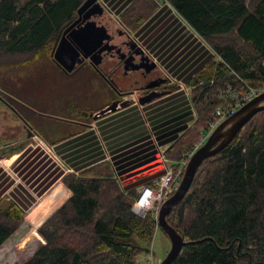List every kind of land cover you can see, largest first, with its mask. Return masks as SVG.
I'll use <instances>...</instances> for the list:
<instances>
[{"label":"trees","instance_id":"16d2710c","mask_svg":"<svg viewBox=\"0 0 264 264\" xmlns=\"http://www.w3.org/2000/svg\"><path fill=\"white\" fill-rule=\"evenodd\" d=\"M85 1L0 0V59L22 67L48 55ZM162 1L216 52L187 81L197 117L166 150L178 175L181 161L202 146V133L228 86L239 87L242 79L251 85L264 82V0ZM131 2L119 14L131 29L159 7L157 0ZM169 88L176 86L163 87ZM196 171L190 189L167 216L186 242L172 264H264V110ZM114 173L113 165L102 161L66 174L63 181L72 194L38 229L45 242L22 264H138L141 254L152 255L158 220L152 212L133 214L138 194L122 188ZM24 217L17 202L0 205V248Z\"/></svg>","mask_w":264,"mask_h":264},{"label":"crops","instance_id":"0c3cea01","mask_svg":"<svg viewBox=\"0 0 264 264\" xmlns=\"http://www.w3.org/2000/svg\"><path fill=\"white\" fill-rule=\"evenodd\" d=\"M101 1L107 6L109 15L118 20L119 14L133 0ZM133 38L154 60L162 75L177 81V89L160 92L146 102H129L98 116L95 114L101 112L116 95L87 111L74 107L75 116L56 118L60 123H49L47 129H43L41 125L44 124L39 122L30 124L38 137L53 146L55 156L78 174L91 165L110 161L118 182L126 191H139L143 186L151 187L162 179L166 171L162 152L197 117L187 81L216 56L198 31L166 1L137 27ZM115 62V59H109L95 67L87 60L72 71L63 70L58 65L52 68L57 66L58 71L69 75L83 72V76L92 83L111 82L119 93L125 92L131 89L135 77L127 79L115 72ZM171 83L168 81L166 85ZM24 125L29 126L26 122ZM16 146L2 153L14 152V155L0 162V202L15 201L24 208L26 215L30 211L38 216L50 208V204L44 203L49 201L46 196L57 184L59 186L67 173L41 147H33L26 142Z\"/></svg>","mask_w":264,"mask_h":264},{"label":"rangeland","instance_id":"374dc122","mask_svg":"<svg viewBox=\"0 0 264 264\" xmlns=\"http://www.w3.org/2000/svg\"><path fill=\"white\" fill-rule=\"evenodd\" d=\"M157 1L159 6L163 3L162 0ZM98 2L103 4L101 0ZM117 21L118 23H121L123 27H125L120 19ZM127 30L132 34L136 32V29L127 28ZM217 58L219 57L217 56ZM3 61L7 60L0 59V89L8 91V93H10L14 99H17L21 102L22 108L20 112L23 115V120H25L27 124L35 125L39 122L44 124L41 125L43 129H47L49 123H60L55 120L56 118L75 116V114H73L74 107H77L79 110H86L92 107L100 106L115 95L117 96V93H119V91L115 89L116 86L113 83H92L90 82L91 80L83 76V72L80 73L76 71L75 73L78 74L74 73V75H69L63 73L62 71H58L57 66H54L52 69L49 68L48 70H44L42 68L38 69V73L35 74L33 71L35 70V66H37L38 63L36 65L34 63L32 65H22V67H16L15 65L9 64L8 61ZM174 85L176 88H169L168 90H175L179 87L177 85V81L169 84L170 87ZM183 86L186 87L187 84H183ZM189 87L191 88V91H193V87ZM139 93L140 91L134 93L136 100L138 99V103H140ZM192 96L193 93L191 92V98ZM128 101L133 102L134 99L130 97ZM205 130L202 133V137L206 132ZM34 138L35 139H31L29 142H33L35 147H40L36 146V143L37 140L42 138L38 137V135ZM201 141L202 140H200V142ZM26 143L28 144V142ZM14 146L15 145L12 147ZM166 150L162 152V159L166 164H175L176 162L172 159H169V157L166 155ZM13 155L14 152H10L8 154L0 153V162L2 163L4 160L10 158ZM105 161L108 160H104V162ZM114 174L118 180L116 171ZM14 176L16 177L15 174ZM63 178L59 183V186H57V184L49 191V198L46 196V199H49V201L47 200V202L45 200L44 203L50 204L49 209L38 216L30 213V211H28V215H26L25 211L24 223L19 227L18 230H16L15 235L6 243L2 244V247L0 248V264H22L28 260L30 256L33 255L45 242V239L40 234L38 229L49 218V216L54 215V213L64 204V202L68 200L71 194L68 187L65 186ZM118 183L120 184V182ZM151 187L157 189L159 185L157 183H153ZM142 188H140L139 191L136 190L138 195L132 199L133 203L139 199L142 193ZM10 201L11 200H3L0 202V205ZM159 205L161 206V204H159L157 201L154 205V208L149 212L157 215V211H159L160 208ZM168 237L169 236L167 233L161 227L157 229L151 246L153 257L150 259V261L153 262V264H161L162 260L166 257L168 251L171 249V240ZM149 257L150 255H148V253L141 254L138 257V264H148L150 262L148 259Z\"/></svg>","mask_w":264,"mask_h":264},{"label":"water","instance_id":"95a60500","mask_svg":"<svg viewBox=\"0 0 264 264\" xmlns=\"http://www.w3.org/2000/svg\"><path fill=\"white\" fill-rule=\"evenodd\" d=\"M99 0H86L77 12V18L65 29L58 41L55 48V59L60 63L64 70L72 71L78 64L85 60L92 63L93 66L99 67L101 64L109 59H114V55L110 53L112 49L113 39H110L109 31L111 29L104 22V18H112L103 7ZM117 23L118 21L114 19ZM140 50V61L147 59L150 62V67H146L145 64H136L132 70H128L122 76L124 78L135 77V72H140L143 77H146L153 68H155L154 60L138 45L134 39L131 41ZM121 56L120 59H123ZM134 57H131V61H134ZM130 59V58H129ZM128 60V58H127ZM134 82H138L137 78H133ZM167 78L156 79L149 84V87L155 88L156 86L168 82ZM120 86V85H118ZM158 94L152 93L148 97L141 99L142 102L149 101ZM117 104L113 102L107 107L102 108L101 112L116 109ZM264 110V92L259 94L253 100L242 106L235 115L229 116L223 122H221L216 129L210 134L205 143L201 144L193 154L184 170V176L179 188L172 195L167 198L160 207L158 223L160 227L167 233L171 240V249L168 251L166 257L162 260L161 264H172V262L180 254V250L186 244L181 234L168 222L167 216L172 208L179 203L186 195L191 187V183L196 175V170L201 163L210 156L215 155L224 149L229 142H231L237 133L243 128L247 122L256 115L259 111Z\"/></svg>","mask_w":264,"mask_h":264},{"label":"flooded vegetation","instance_id":"af4514ba","mask_svg":"<svg viewBox=\"0 0 264 264\" xmlns=\"http://www.w3.org/2000/svg\"><path fill=\"white\" fill-rule=\"evenodd\" d=\"M104 22L108 28L111 29L109 33L111 32L110 39H113L111 42L114 47H112L110 53L114 55V59L116 61L114 65V69L116 70L115 72H118L122 76L127 71L126 68H124L125 66L129 68L128 70H132L134 67H137V63L145 64L146 67L153 66L150 62H147V59L140 61L141 57L137 54L140 53V50L137 46L130 42L131 38L127 28L125 29L121 23H117L112 18H108V20L107 18H104ZM55 48L48 53V55L46 54L44 57L35 62V65L38 63V65L35 66V70L33 69L35 74L38 73V69L42 68L44 70H48L49 68H52L53 65H58L63 68L54 58ZM121 56H124V58L120 59ZM131 57H134V61H131ZM86 61L87 60L82 63H85ZM142 71H144L143 68L135 72V78L138 79V82L134 83L131 89L117 94V96L113 98L108 105L113 102H116L117 107L127 103L129 104L130 101H128V99L137 91H140L139 100L148 97L152 93L159 94L160 92L165 91L163 87L166 86L168 82L162 83L155 88L149 87V84L152 81L166 78L158 71L156 66L146 77H143L140 74ZM116 85L118 86L119 84L116 83ZM21 105V102L14 99L8 91L0 89V153H5L6 151L11 150L13 145L18 146L23 143L25 144V142L30 144L29 141L33 139L32 137H34V135H36L30 124H28L29 126L24 125L26 121L23 120V115L20 112L22 108Z\"/></svg>","mask_w":264,"mask_h":264},{"label":"built area","instance_id":"2783aa9c","mask_svg":"<svg viewBox=\"0 0 264 264\" xmlns=\"http://www.w3.org/2000/svg\"><path fill=\"white\" fill-rule=\"evenodd\" d=\"M103 7L107 10V6L105 4H102ZM130 38H133V34L129 33ZM166 80L170 81V82H174L171 78H167ZM243 84L239 87H233L232 85H229L228 88L225 90L224 93V102L221 103V105L218 107L217 111H216V115L213 117L214 119L209 123V126L207 128V130H205L206 132L204 133L203 137H202V141L201 143H199V145H201L202 143H205L206 140L208 139V137L210 136V134L213 132L214 129H216L218 127V125L223 122L225 119H227L229 116H232L233 114L235 115V113L242 107L244 106L246 103H248L249 101L253 100L255 97H257L259 94L264 92V82L262 84L259 85H251L250 83H248L246 80L242 79ZM132 99H134V102H137L138 99L136 100L135 98V94L133 93ZM95 115H100V113H96ZM37 135H34V137ZM34 137H32L33 139H35ZM30 145H33V142H30ZM35 147V144L33 145ZM36 146H40L42 148L43 151H45L48 155H50L51 157H53L58 164H60L62 166V168L64 169V171L68 174V173H76L78 174V172L74 171L71 167L67 166L65 163H63L62 161H60L59 158H57L55 156V151L53 150V146H51L50 144H48L47 142H45L43 139H39L37 140ZM200 146H198L190 155L189 157L192 156V154L199 148ZM187 157V160H183L181 162V168L180 171L185 168L190 160V158ZM175 168L173 165L171 164H166V171L165 174L163 175L162 179L158 182V185H162V184H166V187L163 189V191H160V188L158 187L157 189L152 188L153 192H159L160 193V199L157 200L159 202V204L162 205V203L164 201L167 200V198H169L174 192H176V190L179 188V184L181 183L182 180L179 179V175H180V171H178V175L175 174ZM146 187L142 188V191L145 189ZM138 200V199H137ZM156 201V202H157ZM155 202V203H156ZM154 203V205H155ZM154 205L152 207V209L154 208ZM160 206V205H159ZM161 207V206H160ZM151 209V210H152ZM160 210V208H159ZM157 215H155L156 219L158 220L159 217V211H157ZM148 214V213H147ZM146 214V215H147ZM146 215H143L141 217H145ZM153 257V254L150 255V257L148 258L149 261L150 259ZM148 264H153V262H149Z\"/></svg>","mask_w":264,"mask_h":264},{"label":"clouds","instance_id":"9594fccd","mask_svg":"<svg viewBox=\"0 0 264 264\" xmlns=\"http://www.w3.org/2000/svg\"><path fill=\"white\" fill-rule=\"evenodd\" d=\"M165 187L166 184L160 185V191L162 192ZM160 198L159 192H153L152 188L146 187L142 191L139 199L131 205L130 210L136 215H146L152 209L154 203Z\"/></svg>","mask_w":264,"mask_h":264}]
</instances>
